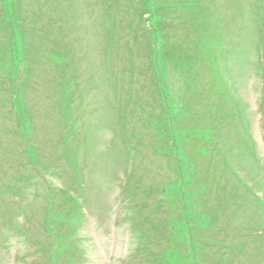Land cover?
Here are the masks:
<instances>
[{"label":"rangeland","instance_id":"rangeland-1","mask_svg":"<svg viewBox=\"0 0 264 264\" xmlns=\"http://www.w3.org/2000/svg\"><path fill=\"white\" fill-rule=\"evenodd\" d=\"M10 3L11 11L4 18L14 28L15 43L22 44L18 52L25 50L30 56L29 73L35 76L34 85L38 83L43 90L31 89L35 104L29 111L23 106L26 96L21 98L22 90H18L21 93L15 98L10 87L5 90L0 87V264L50 263L46 246L53 241L52 236L58 238L56 233L50 236L42 227L45 206L55 196L66 204L65 200L72 195L76 199L68 201L71 214L77 219L88 214L76 233L66 235V241L75 242L69 248L72 264L132 261L129 256L134 245L128 242L131 236L128 222L120 213L124 209L119 200L115 201L118 190L115 185L121 171L110 164L111 157L128 156L124 160L130 163V157L136 158L137 154L133 165L154 172L148 182L154 179L169 183L177 178L167 170V159L151 146L168 148L178 138L159 136L164 133L157 127V117L162 111L157 107V99L154 104L150 90L147 95V84L138 71L140 60L135 63L137 71L129 70V61L138 51L136 45L144 39L142 28L152 32L150 42L155 51L154 66L162 99L167 104V114L176 118L184 116L183 74L162 63L157 45L160 30L165 31L168 44L182 45L184 51L191 50L187 42L197 33L206 32L214 40L219 34L224 37L223 52L226 50L229 55L226 66L225 60L219 59L220 66L229 74L227 78L233 90L236 88L238 99L246 104L244 111L252 123V138L264 164L257 101L260 82L252 65L256 59L252 41L258 33V17L253 20L252 13L257 0H10ZM241 44L243 51L238 53ZM241 59L251 62L239 64ZM141 84L144 89L138 90ZM1 95L5 98L3 102ZM112 113L119 118L116 137L108 134ZM151 119L153 122L148 126ZM168 121L164 126L172 135L178 134L180 141L175 144L180 145L185 135L173 128H179V123ZM154 136L161 139L155 141ZM180 150L176 156L181 172L195 176L192 184L201 178L212 187L206 194L214 199L219 185L205 180L204 168L203 172L192 169ZM44 152L49 160L43 158ZM74 163L78 166L74 167ZM194 163L197 165L199 158ZM73 172L70 177L68 173ZM214 177L220 180L217 174ZM67 180L77 182L80 193L67 189L69 192L62 194L59 188L66 189L63 185ZM172 190L166 189L167 197ZM198 204L196 198L188 203L189 214L197 223L202 220ZM174 227L182 229L180 225ZM58 230L67 232L66 227ZM137 237L133 234L131 243ZM187 244L188 253H167L168 264H193L194 249L189 240ZM59 258L56 264L63 261ZM214 262L242 264L236 254L230 253Z\"/></svg>","mask_w":264,"mask_h":264},{"label":"trees","instance_id":"trees-1","mask_svg":"<svg viewBox=\"0 0 264 264\" xmlns=\"http://www.w3.org/2000/svg\"><path fill=\"white\" fill-rule=\"evenodd\" d=\"M262 1L257 0L258 3H253L252 14L253 20L258 17L256 26L258 33L252 41L253 55L256 57L252 65L254 75L260 82L257 101L259 124L264 139V0ZM10 11V0L7 2L0 0V87L4 90L10 87L11 96L15 98L21 93H18V90H22L24 93L21 98L26 96L23 106L31 111V106L35 104L31 97V89L39 86L38 83L34 85L35 76L29 73L30 56L25 50L18 52L22 44L15 43L16 36L12 32L14 28H11L4 18ZM194 30L201 32L197 28ZM216 31L211 33L216 34ZM141 33L144 39L141 43L138 41L139 44L136 45L138 51L134 59L129 61V70L137 71L135 63L136 60H140L138 71L147 84V95L150 90L154 104L157 99V107L162 111L157 117L159 121L157 127L164 133L159 136L165 134V137L171 136L173 139L177 136V142L180 141L178 134L172 135L170 129L164 126L168 120H172V124L179 123V128L173 127L176 132L184 133L185 137L180 145L174 141L168 148L149 144L154 151H158L159 156L167 159V170L177 177L169 183L156 182L154 179L148 182V178L154 172L138 164L133 165L137 154L136 158L130 157V163L124 160L126 157L129 159L128 156L122 158L115 155L109 161L110 164L117 165L119 167L117 169L121 171V177L117 179L118 184L115 185L118 188L115 201L118 203L119 200L124 209L120 213L124 214L128 222L127 231L129 235L131 234L128 242L134 245L132 255L129 256L132 261L124 264H168L167 253H188V240L194 249L193 264H216L214 261H220L222 255L229 253L236 254L242 264H264V164L252 138V123L244 111L246 104L238 99L236 88L233 90V85L227 78L229 74L220 66L219 59L225 60L226 66L229 55L226 50L223 52L224 37L219 34L214 40L206 32L204 35L197 33L187 42L191 45V50L184 51L182 45L168 44L165 40V31L160 30L161 40H158L157 45L162 63H168L183 74L184 116L176 118L167 114V104L162 99L159 76L154 66L155 51L152 48L153 43L150 42L152 32L148 28H142ZM237 49L238 53H241L242 44ZM250 62L245 59L239 60V64L249 65ZM138 87V90L144 89L142 84ZM38 89L42 91L43 87ZM1 97L3 102L5 98L3 95ZM151 121L152 119L147 122L148 126L152 124ZM110 123L112 128L108 134L116 137L118 115L113 116ZM159 136H154V140L159 141L161 139ZM139 147L140 145L137 146L136 152ZM179 149L182 156L190 161L192 169L198 168L203 172L204 168L205 180H209L213 186L219 185L215 193L213 192L214 199L206 194L212 187L210 189L201 178L192 184L194 175L181 172L180 162L176 156ZM43 158L50 159L47 152L43 153ZM196 158H199L197 165L194 163ZM77 166L78 164L74 163V167ZM215 174L220 180L214 177ZM68 175L73 177L74 172ZM157 175L155 174L154 178ZM65 184L63 186L66 189L59 188L62 194L69 192L67 189L80 193L77 182L67 180ZM168 188H173L169 197L165 194ZM55 198L58 199L57 202L54 201ZM194 198L201 209L199 212L202 220L199 223L193 221L189 214L191 212L188 203ZM75 199L72 195L68 201L75 202ZM213 200L218 202L213 203ZM68 201L65 200V204L55 196L45 206L47 212L42 227L49 235L56 232L58 238L57 240L53 237V241L46 246L50 257V263L46 264H56L57 260H61L59 256L63 258L60 264H71L73 261L69 248L75 242L66 241V235L76 233L83 223V218H87L88 214L81 219L75 218L71 214ZM175 224L182 226V229L176 230ZM59 227L62 229L66 227L67 232H60ZM133 234L138 237L131 243ZM56 240L60 244L58 249L55 247Z\"/></svg>","mask_w":264,"mask_h":264}]
</instances>
